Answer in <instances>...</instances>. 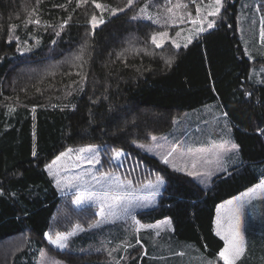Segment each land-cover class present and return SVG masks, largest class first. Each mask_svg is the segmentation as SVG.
<instances>
[{
	"label": "trees",
	"instance_id": "obj_1",
	"mask_svg": "<svg viewBox=\"0 0 264 264\" xmlns=\"http://www.w3.org/2000/svg\"><path fill=\"white\" fill-rule=\"evenodd\" d=\"M122 1L0 0V248L10 246L0 264H33L38 249L66 264L104 261L87 243H74L92 241L91 233L78 236L64 251L44 239L64 202L58 231L96 220L90 207L74 210L71 198L59 197L44 170L70 147L123 151L163 178L157 206L140 212L138 219L154 223L169 217L175 239L214 259L223 246L212 232L216 206L264 175L259 171L264 166V86L247 82L251 62L237 32L240 0H226L218 27L188 47L166 45L148 53L128 49L129 36L136 37L135 47H143L152 32L150 23L130 21L128 13L90 31L95 2L115 7ZM257 8L264 45V0H257ZM72 53L76 62L44 72L48 62ZM212 103H219L232 123L242 163L214 179L209 189L135 147L167 132L177 114ZM256 249V257L245 264H264V248ZM139 261L136 256L123 264ZM217 264L223 263L217 258Z\"/></svg>",
	"mask_w": 264,
	"mask_h": 264
},
{
	"label": "rangeland",
	"instance_id": "obj_2",
	"mask_svg": "<svg viewBox=\"0 0 264 264\" xmlns=\"http://www.w3.org/2000/svg\"><path fill=\"white\" fill-rule=\"evenodd\" d=\"M225 1L226 0H123L122 3L118 2L115 7L95 2L93 6L96 9V15L90 19L88 25L90 31L93 32L109 19L128 13L130 21L142 22L141 24L147 22L152 25V32L149 35L150 43H148L147 46L144 45L146 47H135L133 39L136 40V37L131 35L132 37L129 36L128 41H126L129 50L148 53L147 51L153 52L152 49L157 50L166 45H170L175 49L186 48L196 39H199L218 27L220 15L224 10ZM252 1L253 0H240L241 5L238 9L237 21L239 31L242 35L243 45L247 47L248 51L253 49V52H255L254 49L257 48V43L255 38L252 37V34L255 32V23L251 11ZM84 6L85 5H83V7ZM256 15L260 17V13L257 14L255 12L257 24L258 17L256 18ZM71 55H73V53L64 60L54 63L51 61L48 62L46 64L47 67L43 69L44 72L50 74L56 71L61 63L71 65L76 62L78 56ZM259 68H261V66H259ZM226 120V118L220 116L215 106L208 108L201 107L192 111L179 113L174 117L172 127L167 132L151 137L147 143H136L135 147L143 153L160 159L163 152L168 149V147L170 148L174 145L175 148L170 153V160L173 161V158H177L181 155L187 162V167H182L181 169L192 172L193 178L189 177L195 183L202 187H208L211 180L224 171V161H228V164H232L233 160L235 161V156L233 155L234 151L227 147L226 142L216 141V138L212 137V134H218L219 136L227 135L230 130ZM105 150L99 145H79L70 147L67 151H63L64 153L53 161L47 167V170H49L53 181H57L59 188H63V186H65L63 184L66 183L72 188H78L80 185L83 187L89 184L95 186V184L106 180L109 184L110 178L115 177V172H119L123 180L129 181V184L131 182H142L144 184L146 181L149 182L152 180L163 181V178L146 170L142 163L139 164L125 152H123L125 155L120 157L121 151H112L108 149L106 150V154H104ZM114 158L115 162L112 161ZM103 161L104 164L102 165ZM177 161L179 162V160ZM163 163L166 164L165 162ZM117 166L120 167L117 168ZM102 171L111 174V177L109 175L104 177L105 174L102 175L99 173ZM99 176L101 179H97ZM60 179H63L62 185L58 183ZM154 184L155 183L152 182V188ZM61 190L62 189H60V191ZM64 197L70 198L71 196L68 195ZM64 197L62 198L64 199ZM89 201V199H75L73 204L76 207L72 204V201L71 205L74 210L90 207L96 216V220L97 216L101 218L96 224L98 225L105 222L109 216L105 217L104 213L108 215V213H110L109 208L99 200L96 201L94 205H84V203L87 204ZM146 205L147 207H151L148 203ZM66 206L64 202V209ZM64 209H61L60 215L54 218L51 230L46 233L44 237L46 243L55 250H58L56 247H62L64 244H67L66 235H68V232L75 235L89 227L76 224L67 231H58L61 226L59 218L64 215ZM257 220L258 218L256 215H252L251 222L253 224L260 223ZM82 234L83 233H80V236H82ZM141 237L143 238V235ZM253 238L254 235L248 234L246 259L242 264H245V261L248 262L250 259L252 260L254 255L256 257L258 251L257 249L253 250L255 246L252 243ZM122 239L124 241L123 245H117L114 248L121 253L124 251L122 260L119 261L118 259L107 257V260L101 262L102 264H123L136 256H140V264H165L166 262L169 263L171 260H175L176 252L170 245H164L165 237L157 241L152 237L150 239V241L153 242L152 246H156L154 243L158 242V244L154 251L148 253L142 244L127 250L126 246L129 245L131 240L126 237ZM74 243L75 245L87 243L86 247L89 248L90 245H93V241L85 240L76 241ZM7 248L10 249L9 244L0 248V258L3 259V254L8 252ZM193 248L196 250L195 247ZM77 251H80V249ZM91 251L94 253L99 252L96 249H91ZM33 258L35 259V263L33 264H54L53 262L56 264H66L64 261L50 255L44 249H38ZM213 264H217V262L213 261Z\"/></svg>",
	"mask_w": 264,
	"mask_h": 264
},
{
	"label": "crops",
	"instance_id": "obj_3",
	"mask_svg": "<svg viewBox=\"0 0 264 264\" xmlns=\"http://www.w3.org/2000/svg\"><path fill=\"white\" fill-rule=\"evenodd\" d=\"M240 5L241 3H239L238 9L240 8ZM251 5L252 16L255 23V32L252 34V37L255 38L257 43V48L254 49L257 53L253 52V49L248 51L247 47L243 45L238 21L237 32L242 44L244 55L251 62L247 82L250 85L264 86V45L260 41V17L256 15V18L258 17L257 20L259 21H257V24L255 20V12L259 14L257 0H253ZM259 66H261V68H259ZM213 106L216 107V110L220 113L221 117L227 119L226 121L230 131H228L225 136L212 134V137L216 138V141L226 142L227 147L234 151L233 155L235 156V161L233 160L232 164H228V161H224V171L219 173V175H216L211 180L208 187H202L199 185L206 190L212 186L214 179L229 174L234 168L242 163L240 147L234 139L233 125L222 110V106H220L219 103H212L202 108ZM174 148V145L170 148L168 147V149L163 152L162 157L158 160L165 162L166 165L174 171L193 178L192 172L181 169L182 167H187V162L181 155L177 158H173V161L170 160V153ZM103 149L105 150L104 147ZM65 151H67V149ZM64 152L60 153L44 167V170L51 179L52 176L50 175L49 170H47V167ZM121 152L120 157L125 155L123 151ZM104 154H106V150L104 151ZM177 160H179V162ZM112 161L115 162V158L112 159ZM118 167L120 166H117V168ZM259 171L264 172V166L261 165ZM99 173L102 175L105 174L104 177L111 175L104 173L103 171ZM115 173V177L110 176L109 184L106 180L95 184V186L89 184L81 187L80 185L78 188H72L67 183L63 184L65 185L63 188H59L57 181L54 182L52 179L53 185L58 192V196H71L72 204L75 199H89L90 201L87 204L84 203V205H94L95 202L99 200L109 208L110 213H108V215L104 213L105 217L109 216L105 222L97 225L96 222L101 219L97 216V220L93 224L80 232L83 233L82 235H87L89 233L94 235L92 240L93 245H90V250L96 249L100 253H103V260H107V257L118 259L119 261L122 260L124 251L121 253L114 248L117 245H123V237L130 238L131 240L129 245L126 246L127 250L131 247H137V245L142 244L147 252L149 249L153 250L157 248L158 242L154 243L156 246H152L153 242L150 241L152 237H154L156 241L165 237L164 245H170L176 252L175 260H171L166 264H190L191 262H194L195 264H213V261L217 262V258L223 264H241L246 259L248 234L254 235L252 240L254 245H259V249L264 248V175L256 185L216 206L212 220V232L214 236L223 242V246L218 251L216 255L217 258L214 259L208 257L203 252L194 250L189 244L175 239L174 225L169 217H165L154 223H143L138 219V214L140 212L153 209L157 206L159 198L164 190V180L146 181L144 184L142 182H131L130 185L129 181L127 182L123 180L122 175L119 172ZM100 176L97 179H101ZM62 180L63 179H60L58 182L60 185L63 183ZM152 182L155 183L153 188L151 187ZM60 189L62 190L60 191ZM147 203L151 207H147ZM252 215H256L258 218L257 221L260 223L253 224L251 222ZM80 233L72 235L68 232V235H66L67 244L56 248L59 251H64L67 249L71 241L80 236ZM142 235L143 238L141 237ZM87 236L89 237V235ZM205 249L210 250L207 247ZM53 263L56 264L55 262Z\"/></svg>",
	"mask_w": 264,
	"mask_h": 264
}]
</instances>
